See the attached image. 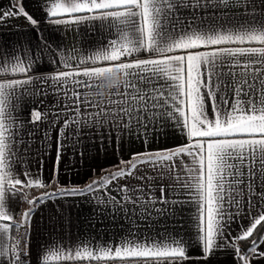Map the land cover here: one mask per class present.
Returning a JSON list of instances; mask_svg holds the SVG:
<instances>
[{
  "label": "snow or ice",
  "instance_id": "6c2138e0",
  "mask_svg": "<svg viewBox=\"0 0 264 264\" xmlns=\"http://www.w3.org/2000/svg\"><path fill=\"white\" fill-rule=\"evenodd\" d=\"M38 11L39 19L23 0L0 9V28L20 18L28 25L27 38L0 43V264H213L221 252L232 264H264V0H42ZM42 21L50 29L91 22L100 39L53 45ZM49 97L44 111L29 108ZM40 124L45 155L55 131L47 181L42 159L35 174L28 166L34 141L25 137ZM170 131L184 142L150 147ZM89 133L98 151L107 140L119 152L125 138L141 150L114 172L95 176L93 167L85 185H61L66 141ZM53 184L57 191L31 196ZM57 195L89 197L101 226L119 230L73 243L51 239L53 224L34 251L36 206ZM14 201L30 207L17 215ZM188 205L191 241L178 231Z\"/></svg>",
  "mask_w": 264,
  "mask_h": 264
},
{
  "label": "crops",
  "instance_id": "0c3cea01",
  "mask_svg": "<svg viewBox=\"0 0 264 264\" xmlns=\"http://www.w3.org/2000/svg\"><path fill=\"white\" fill-rule=\"evenodd\" d=\"M12 3L13 0H0V9L8 10ZM23 4L29 13L38 19L40 18L41 13L38 9L42 7V0H23ZM41 29L44 31L45 35L52 40L53 45L59 44L64 48H71L73 46L80 47L81 45H83L84 48H88L89 45H94L95 42L100 39L101 35L99 25H93L91 22L79 26H60L59 28L50 29L49 26L42 21ZM27 33L28 25L23 18L10 21L0 28V43H12L17 39L27 38ZM104 35L106 36L107 33H104ZM43 68L45 70H54L55 66L46 62ZM53 102V98L49 97L44 105L29 104V108L36 106L39 107L41 111H44L47 105ZM28 118L27 113H25L24 119L27 120ZM28 128H32V125L29 124ZM46 128L47 124H40L39 128L34 129L35 135L33 137H25L30 142L34 141L30 153L33 158L29 159L28 166L35 174L41 167L40 160L42 159L43 178L45 181H47L50 176L51 166L55 157V131L52 132L53 140L50 154H44L41 140ZM183 142L184 141L179 135L174 136L170 131L166 139L161 136L159 142L151 144L150 147L167 148ZM66 143L68 146L60 165L59 182L61 185H67L69 188L71 185H85L90 182V177L94 176L92 172L93 167L96 168L95 176L106 174L100 171L102 167L110 172H114L116 169L112 166L117 164L121 157L128 159L131 152L141 150L139 142L134 141L132 144H128L127 138H125V143L119 152H116L107 140L104 142L103 149L98 151L97 149L99 148L100 141L92 137L90 133L82 138L80 144H76L74 139H69ZM73 145H75V147H73ZM38 149L41 151L38 152ZM81 152H83V156L80 155ZM121 182L123 183V181ZM42 190L52 191L53 193L58 190V186L53 184L45 189L30 190L31 196L39 197V191ZM10 207L18 215L30 206L27 203L14 201ZM194 214L195 206L188 205L179 217L183 227L179 228L178 231L180 235L188 241H191L195 234L191 219ZM254 214L258 215L259 211L254 209ZM102 223L111 225L112 222L108 219H104ZM244 223L247 224V221H244ZM53 224L57 225V227L51 239L59 238L65 242L71 241L73 243H79L80 240H87L89 237L110 240L112 233L119 230L101 226L100 217L98 214L93 213L89 197L65 198L57 195L52 199H48L45 203L36 206L35 214L31 222V242L34 251L42 248L49 242L50 233L53 232ZM233 227L235 228L237 226L233 225ZM169 230H171V223L169 224ZM141 231H144L143 226ZM190 254L193 257L197 255L195 247L192 248ZM232 261L233 258L231 255L221 252L213 260V264H232ZM188 264H198V262L193 259L189 261Z\"/></svg>",
  "mask_w": 264,
  "mask_h": 264
},
{
  "label": "clouds",
  "instance_id": "9594fccd",
  "mask_svg": "<svg viewBox=\"0 0 264 264\" xmlns=\"http://www.w3.org/2000/svg\"><path fill=\"white\" fill-rule=\"evenodd\" d=\"M120 81H113V82H111V83H109V85H108V87H112L113 86V84H115V83H119Z\"/></svg>",
  "mask_w": 264,
  "mask_h": 264
},
{
  "label": "rangeland",
  "instance_id": "374dc122",
  "mask_svg": "<svg viewBox=\"0 0 264 264\" xmlns=\"http://www.w3.org/2000/svg\"><path fill=\"white\" fill-rule=\"evenodd\" d=\"M48 190H46V191H39L40 192V194L42 193V192H47ZM48 193H52V191H48Z\"/></svg>",
  "mask_w": 264,
  "mask_h": 264
}]
</instances>
